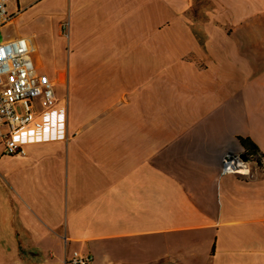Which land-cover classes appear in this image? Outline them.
Listing matches in <instances>:
<instances>
[{"label": "crops", "instance_id": "0c3cea01", "mask_svg": "<svg viewBox=\"0 0 264 264\" xmlns=\"http://www.w3.org/2000/svg\"><path fill=\"white\" fill-rule=\"evenodd\" d=\"M13 1L69 140L0 142V264H264V0Z\"/></svg>", "mask_w": 264, "mask_h": 264}, {"label": "built area", "instance_id": "2783aa9c", "mask_svg": "<svg viewBox=\"0 0 264 264\" xmlns=\"http://www.w3.org/2000/svg\"><path fill=\"white\" fill-rule=\"evenodd\" d=\"M16 15L15 1L0 0V30L11 25ZM31 55L32 47L25 37L0 43V142L7 157L26 155L24 144L18 140L21 133H34L42 142H49L60 131V139L69 140L68 101L61 103L54 82L38 73ZM240 160L228 152L221 175L250 174V170L241 169ZM93 260L92 255L75 251L65 263L91 264Z\"/></svg>", "mask_w": 264, "mask_h": 264}, {"label": "rangeland", "instance_id": "374dc122", "mask_svg": "<svg viewBox=\"0 0 264 264\" xmlns=\"http://www.w3.org/2000/svg\"><path fill=\"white\" fill-rule=\"evenodd\" d=\"M38 25L35 24V23H32L30 21H24L23 23H21L20 25H14V26H7V27H4L3 29L0 30V43L4 42V41H7L9 39H12L16 36H18V34L20 32H25V31H32L34 29H37ZM239 143V142H238ZM238 148H237V152L238 153H243L245 151V147L242 146L240 143L238 144ZM230 153H235L234 152H230ZM236 154V153H235ZM237 155V154H236ZM239 156V155H238ZM242 158V157H241ZM239 164H240V167L241 169H244V170H250V173L252 171H261V168L257 165H254L252 164L251 162L249 161H245L243 160H240L239 161ZM222 166H223V159L221 160V166H220V169H219V175L222 174L221 171H222ZM252 167H255L256 169L253 168V170L251 171V168ZM257 168H259L260 170H258ZM264 170H262L261 172H263Z\"/></svg>", "mask_w": 264, "mask_h": 264}, {"label": "trees", "instance_id": "16d2710c", "mask_svg": "<svg viewBox=\"0 0 264 264\" xmlns=\"http://www.w3.org/2000/svg\"><path fill=\"white\" fill-rule=\"evenodd\" d=\"M238 141L245 147V151L243 153L235 151L237 155L244 156L251 163L261 164V167L264 166V153L250 138L238 137Z\"/></svg>", "mask_w": 264, "mask_h": 264}, {"label": "bare ground", "instance_id": "6f19581e", "mask_svg": "<svg viewBox=\"0 0 264 264\" xmlns=\"http://www.w3.org/2000/svg\"><path fill=\"white\" fill-rule=\"evenodd\" d=\"M252 164L259 166L261 169L264 167V166L261 167V166H260L261 164L259 165L258 163H252ZM231 169H233V168H231ZM235 173H238V172H235ZM235 173H234V174H235Z\"/></svg>", "mask_w": 264, "mask_h": 264}, {"label": "water", "instance_id": "95a60500", "mask_svg": "<svg viewBox=\"0 0 264 264\" xmlns=\"http://www.w3.org/2000/svg\"><path fill=\"white\" fill-rule=\"evenodd\" d=\"M242 158H243V160H245V161L247 160L244 156H242Z\"/></svg>", "mask_w": 264, "mask_h": 264}]
</instances>
